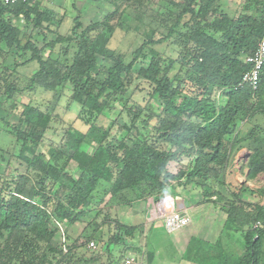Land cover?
Wrapping results in <instances>:
<instances>
[{
    "label": "trees",
    "instance_id": "obj_1",
    "mask_svg": "<svg viewBox=\"0 0 264 264\" xmlns=\"http://www.w3.org/2000/svg\"><path fill=\"white\" fill-rule=\"evenodd\" d=\"M49 1L11 6L0 2L1 56L14 52L15 59H25L14 62L12 73L19 66H37L24 82L1 77L2 95L11 100L41 89L52 93L53 105H57L67 89L71 102L80 107L79 116L88 131L80 136L72 129L58 146L37 153L50 127L53 107L41 110L26 104L18 125L7 124L20 147L19 159L32 174H0V264H67L74 251L83 245L87 248L90 241L96 244L91 251L99 254L102 234L96 232L107 220L96 224V218L91 221L95 229L83 244L56 248L50 259L39 252L42 246L51 248L58 229L53 221L80 222L87 215L86 207L96 204L98 198L101 201L109 194L108 204L137 203L148 208L154 198L169 194L179 183L194 184L206 202L219 205L227 216L221 238L213 246L193 238L184 261L264 264V187L257 192L258 201L246 204L248 208L252 205V214L240 212L241 188L229 190L230 197L222 190L228 189L227 170L243 148L248 153L241 166L247 170L246 180L264 174V128L251 123L258 116L264 118V67L257 90L242 84V75L250 69L242 58L253 55L264 34V0H244L234 16L222 9V0H181L179 5L164 0L165 35L155 40V30H148L130 58L108 47L116 30L112 20L122 13L118 5L103 21L85 27L77 16L67 34L56 33L42 48L36 46L10 17L22 18L33 29L42 30L44 25L48 29L58 16L53 8L44 6ZM118 15L116 21L122 28ZM169 41L177 49L175 59L164 58L155 49ZM98 57L111 65L104 70ZM140 60L147 67L142 77H136L134 68ZM136 80L150 87V97H157L160 111L149 106L116 111L117 105L122 106L119 99L139 87L134 86ZM212 90L225 99L224 104L214 102ZM125 113L127 131H135L129 135L130 145L121 140L115 147L108 146L105 135L101 140L90 136L100 116L114 119ZM184 160L186 164H182ZM72 162L80 172L77 178L68 170ZM170 163L178 165L177 172L169 170ZM131 229L108 240L106 251L113 257L108 264H124L129 252L138 251L136 247L120 257L111 253L115 245L124 250L130 247L125 239L134 236L139 227ZM230 234L235 238L228 241Z\"/></svg>",
    "mask_w": 264,
    "mask_h": 264
},
{
    "label": "rangeland",
    "instance_id": "obj_2",
    "mask_svg": "<svg viewBox=\"0 0 264 264\" xmlns=\"http://www.w3.org/2000/svg\"><path fill=\"white\" fill-rule=\"evenodd\" d=\"M167 1L176 5L181 3V0ZM115 2L116 3L113 4V2L107 3L103 0H52V3L51 1L44 3V6L53 8L55 12H58V16L53 20V22H51L50 25H48V29L45 28V25L42 30L33 29L31 24H26L20 17H10V21L13 25L20 29L21 34L24 33L29 35L36 46L42 48L44 45L55 39L56 33H59L60 35L67 34L74 25L72 22L73 19L77 16H79L83 26L85 27L88 24L103 21L106 16L115 11V6L118 5V11H122V13H120V15L116 13L114 20H112V24L117 28L115 27L116 30L110 39L108 47L129 58L133 50L141 44L144 39V33L149 32L148 30H155V35L153 37L155 40L165 35L166 29H164V26L167 24V19L162 15V13L166 10V2L164 0H115ZM243 2L244 0H222L221 6L226 13L230 16H234L240 11ZM117 15L119 16V21H122L123 23L124 27L122 28L118 26V21H116L118 19ZM186 20L187 18L184 19V21ZM155 49L164 58L175 59L178 54L177 49L171 44V41L158 45ZM13 54L14 52L7 53L5 55L3 53L2 56L0 54V78L6 77L9 81H15L12 77H16L17 80L24 82V79L31 76L37 66L34 64L19 66L16 68V72L12 73L11 69L14 68V62L20 64L25 60L15 59ZM98 63L104 68V70L111 65L109 61H104L101 57H98ZM146 67L147 64L145 62L141 60L138 61L134 68L135 76L142 77V70ZM4 70L5 73L3 72ZM176 71L177 68L170 73V76L176 73ZM104 77L105 76L103 74L99 77V79L102 80ZM138 85V90L135 89L130 95H124L119 99V103L122 104V106L120 107L117 105L116 111H120L125 107L146 109L147 106L152 108L155 112L161 110V107L157 102V97H150V87L143 81L136 80L134 82V86L137 87ZM2 92L3 88L0 81V174L5 177L7 175L14 176L16 174L25 173L32 174L31 170L27 169V166L19 159L18 154L20 147L18 144H15V137L9 133L10 127L7 125H18L19 119L23 113L24 105L30 104L37 106L41 110H47L50 109V107H53V110H51L52 120L50 127L44 135L37 153L46 152L49 146H58L64 140L67 132L72 129L80 133V136L88 131V128L81 122L79 116L80 107L71 102L70 92L67 89H65L62 93L57 105H53L52 93L45 92L41 89H37L33 93H25V95L19 94L11 100L4 99ZM211 94L216 104L222 105L225 103V99L222 98L216 90H212ZM146 113L147 111H145L144 114ZM125 115L126 113L122 114V116L118 115L117 117H114V119L100 116L97 121L94 122L95 127L91 129L90 136L95 140H101L105 135L104 141L108 143V146L115 147L121 140L125 141L127 145H130L131 142L129 140V135H135V131H127V127H125L127 122ZM253 121H255L254 124L264 127V118L258 116L254 118ZM151 123L153 124L154 121ZM186 163V160L182 161V164ZM240 164H244L243 160ZM177 166V164L175 165L170 163L169 170L171 172H177ZM76 168L77 167L73 162L68 165V170L75 178L80 175V172ZM235 176L236 175L231 176V174L226 176L225 182L228 189H222L224 191V196L226 197H230L229 190L238 192L240 189L238 188L240 185L239 181H236ZM258 177V181H256L254 185L255 181L246 180L244 175L238 176L242 183L244 182V184H249L250 189L259 192L264 185V174L259 175ZM240 194H242V192ZM98 196L99 194H96V199ZM102 198L103 199H101V201L98 198L96 200V204L86 207L87 215L83 217L80 222H77L74 225H69L66 221H53V226H56L58 229L52 239L51 248H44L42 246L39 254L44 252L47 258L50 259L52 250H55L56 248L63 249L64 245L71 246L72 244H83L85 237L91 235L95 229L94 224H101L103 220H107V223L101 225L96 232L102 234V241L99 242L101 253L95 254L96 251H89V249L87 250L88 246L86 248V246L83 245L74 251V257L66 260L67 264H76L78 261H80V264H83L86 262L85 260L89 259L92 261L90 263L86 262L85 264H108L113 258L112 255H109L106 251L108 240L113 237L118 238V236L121 235V232H125L127 228L138 229L139 227V231L131 238L125 239V242H127L130 246L127 249L124 250V246L122 245L112 246L111 253L113 256H124L127 254V250L129 252L136 249V245L139 246L138 248L143 247L146 249L144 247L146 244L147 249L151 250L156 244L165 243V235H163V233L148 234L149 230L143 227V205H138L137 203H133L132 205L108 204L110 200L109 194ZM249 199L250 198L248 197L241 198L242 202L240 203L243 208H241L240 212H248L247 214H252V205L249 208L246 206V204L251 203L246 202ZM256 200L258 201V198ZM261 204H264V202ZM149 205H151V203ZM94 218L96 219L93 224L92 220ZM118 225H120V228H117ZM144 234H146V236H144ZM127 255L132 256L137 261L134 264H141L139 252L132 251Z\"/></svg>",
    "mask_w": 264,
    "mask_h": 264
},
{
    "label": "crops",
    "instance_id": "obj_3",
    "mask_svg": "<svg viewBox=\"0 0 264 264\" xmlns=\"http://www.w3.org/2000/svg\"><path fill=\"white\" fill-rule=\"evenodd\" d=\"M251 123L254 124L255 121ZM247 155V150L245 148L241 149L235 155L231 167L227 170V175H236L235 179L239 181L240 184L238 188H241L242 192L241 198H250L246 201L249 203L256 200L258 191L250 189L249 184L242 183L238 178L239 175H244L246 177L247 170L242 169L241 166L243 164L240 163L243 160L245 164ZM258 178L259 177L254 180V185L256 181H258ZM162 197L166 204L173 206L174 209L178 211L186 213L190 217V224L176 233L167 234L163 228L162 220L150 221L147 217L150 209L149 207L144 208V218L142 219L143 227L149 230L148 234L163 233V235H165V243L156 244L151 250L147 249L146 244L144 246L146 249L140 247L137 252L140 253L141 264H191L182 259L189 242L193 238H197L203 245L213 246L222 236L227 216L220 210L218 207L219 205L216 206L215 203L206 202L203 199L201 190L194 184L183 186L179 183L178 186H175L174 190ZM144 236H146V234H144ZM231 238L233 239L235 236H231L230 234L228 241L232 240ZM136 247L139 246L136 245ZM128 257L132 256L128 255Z\"/></svg>",
    "mask_w": 264,
    "mask_h": 264
},
{
    "label": "built area",
    "instance_id": "obj_4",
    "mask_svg": "<svg viewBox=\"0 0 264 264\" xmlns=\"http://www.w3.org/2000/svg\"><path fill=\"white\" fill-rule=\"evenodd\" d=\"M36 0H0V2L5 6H11L17 3H31ZM263 25H264V13H263ZM243 62L250 66V69L242 75V84H246L252 88V90H257L259 84L260 74L264 67V34L260 41L258 42L257 48L253 55L246 56L242 58ZM172 190L169 189L170 193ZM156 209L157 215L154 217L150 213L147 217L150 221L162 220L163 228L167 234L176 233L188 224H190V217L181 211L174 209L173 206L166 204L163 201L162 196L154 198L149 206V209ZM150 211V210H149ZM88 249L95 250L96 244L92 241L88 243ZM137 261L133 257H128L124 264H134Z\"/></svg>",
    "mask_w": 264,
    "mask_h": 264
},
{
    "label": "bare ground",
    "instance_id": "obj_5",
    "mask_svg": "<svg viewBox=\"0 0 264 264\" xmlns=\"http://www.w3.org/2000/svg\"><path fill=\"white\" fill-rule=\"evenodd\" d=\"M149 213L155 217L157 215V210L153 208L149 211Z\"/></svg>",
    "mask_w": 264,
    "mask_h": 264
},
{
    "label": "water",
    "instance_id": "obj_6",
    "mask_svg": "<svg viewBox=\"0 0 264 264\" xmlns=\"http://www.w3.org/2000/svg\"><path fill=\"white\" fill-rule=\"evenodd\" d=\"M175 186H178V184H176Z\"/></svg>",
    "mask_w": 264,
    "mask_h": 264
}]
</instances>
